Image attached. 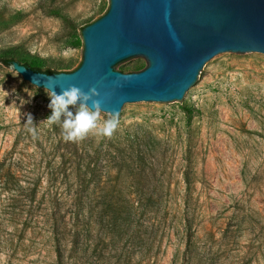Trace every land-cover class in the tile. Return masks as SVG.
Wrapping results in <instances>:
<instances>
[{"label": "rangeland", "instance_id": "rangeland-1", "mask_svg": "<svg viewBox=\"0 0 264 264\" xmlns=\"http://www.w3.org/2000/svg\"><path fill=\"white\" fill-rule=\"evenodd\" d=\"M109 7L110 0H0V50L16 47L75 70L83 59V29ZM49 103L46 89L0 63V161L11 165L23 187L66 194L78 188L72 164H65L75 148L82 155L90 146L137 132L162 143L154 161L166 168L164 190L174 196L168 220L163 211L147 224L156 237L154 249L132 248L127 241L122 261L132 256L130 264H264V56L227 55L205 70L187 103L132 106L111 137L90 134L66 142L59 126L41 123L51 115ZM110 117L101 114L102 120ZM189 143L196 214L191 228L182 219ZM46 205L41 212L32 207L37 220L25 243L14 257L0 251V264H54L50 235L41 230L51 224L43 217ZM28 210L24 195L0 189V233L13 230V212L22 211L24 219Z\"/></svg>", "mask_w": 264, "mask_h": 264}, {"label": "water", "instance_id": "water-1", "mask_svg": "<svg viewBox=\"0 0 264 264\" xmlns=\"http://www.w3.org/2000/svg\"><path fill=\"white\" fill-rule=\"evenodd\" d=\"M83 59L70 73L12 68L38 87L95 88L102 115L132 106L187 103L205 70L229 54L264 56V0H110L83 29ZM134 67L139 72L123 73Z\"/></svg>", "mask_w": 264, "mask_h": 264}, {"label": "trees", "instance_id": "trees-1", "mask_svg": "<svg viewBox=\"0 0 264 264\" xmlns=\"http://www.w3.org/2000/svg\"><path fill=\"white\" fill-rule=\"evenodd\" d=\"M92 23L90 20L85 27ZM14 62L49 75L70 73L81 65L71 71V64L65 61L53 63L16 47L0 50V63L11 67ZM143 69L134 67L122 72ZM191 146L189 143L186 151L182 195V219L190 228L196 220L192 209L195 179ZM161 150L160 141L146 140L137 132L107 145L90 146L82 155L75 148L71 152L73 158L65 164H72L73 183L78 188L66 194L49 192L41 195L37 187H23L11 165L6 160L0 161V189L14 197L18 193L24 195L29 203L26 218L23 219L22 211L11 214L8 226L13 230L0 233V251L10 257L16 255L19 245L23 246L26 241L28 227L37 220L32 207L37 205L41 212L44 202L47 205L43 217L51 224L41 230H44L43 237L50 235L54 264H130L132 256L122 261V257H126L124 243L127 241L132 248L153 250L156 237L154 231L149 232L147 224L156 221L163 211L168 220L174 196L171 191L164 190L166 168L162 169L154 161ZM3 225L0 223V227ZM145 234H149L148 242L144 239ZM25 250L24 247L21 249ZM113 251L122 255L111 256ZM113 258H116L115 263H112Z\"/></svg>", "mask_w": 264, "mask_h": 264}, {"label": "clouds", "instance_id": "clouds-1", "mask_svg": "<svg viewBox=\"0 0 264 264\" xmlns=\"http://www.w3.org/2000/svg\"><path fill=\"white\" fill-rule=\"evenodd\" d=\"M47 89L51 115L41 123L59 126L66 142H79L90 134L97 138L111 137L117 130L118 113H113L108 119H101L102 107L96 99L99 93L95 88L86 93L76 86H71L61 89L60 94H57L54 87ZM29 120H32L30 115Z\"/></svg>", "mask_w": 264, "mask_h": 264}]
</instances>
